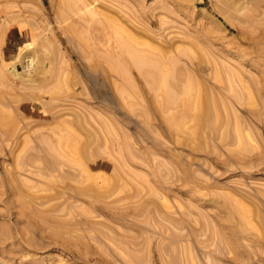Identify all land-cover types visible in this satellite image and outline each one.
<instances>
[{"label":"rangeland","instance_id":"rangeland-1","mask_svg":"<svg viewBox=\"0 0 264 264\" xmlns=\"http://www.w3.org/2000/svg\"><path fill=\"white\" fill-rule=\"evenodd\" d=\"M71 1L0 0V264H264V0ZM131 47L184 80L173 79L175 94L189 80L202 83L230 125L244 129L194 140L191 122L170 127L157 106L159 87L134 66ZM64 124L81 138L76 154L58 142ZM217 195L250 208V222L237 215L231 222ZM237 222L233 260L215 237Z\"/></svg>","mask_w":264,"mask_h":264},{"label":"bare ground","instance_id":"bare-ground-1","mask_svg":"<svg viewBox=\"0 0 264 264\" xmlns=\"http://www.w3.org/2000/svg\"><path fill=\"white\" fill-rule=\"evenodd\" d=\"M63 1H65V3L66 4H69V5H72V3H73V1H71V0H63ZM69 1H71L70 3H69ZM227 1H229V0H227ZM236 1V0H235ZM235 1H233L234 3H235ZM82 2V1H81ZM80 2V3H81ZM230 2V1H229ZM233 2H231L232 4H234ZM237 2V1H236ZM76 3V2H75ZM228 3V2H227ZM230 3V4H231ZM84 4V3H83ZM225 4V3H224ZM227 5V4H226ZM229 5V4H228ZM234 6V5H233ZM229 7L230 8H232V6H230L229 5ZM241 7V6H240ZM246 7V6H245ZM76 8V7H75ZM235 9V8H234ZM240 9V8H239ZM71 10V9H70ZM69 10V11H70ZM242 10V9H241ZM244 10H247V8L246 9H244ZM249 10V13L247 12V15H245V17L243 18V19H241L243 22H251V21H253V16H252V14L251 13H253L250 9H248ZM79 11H81V10H79ZM237 11H240V10H237ZM87 12V11H86ZM75 14H76V10H75V12H74ZM89 13V12H88ZM241 13V12H240ZM78 14V13H77ZM87 14V13H86ZM93 14H95L94 12H93ZM245 14V13H244ZM243 14V15H244ZM255 14V13H254ZM91 16L90 14H87V16ZM102 15V14H101ZM81 16V18H83L82 17V15H79L78 17H80ZM256 16V15H255ZM93 18V17H92ZM238 18V17H237ZM241 18V17H240ZM253 18V19H252ZM98 20H100V18H97ZM104 19V18H103ZM94 20V19H93ZM238 20H239V18H238ZM241 20H240V22H241ZM85 22H86V20H84ZM88 21V20H87ZM99 22V21H98ZM105 23V22H104ZM95 24V23H94ZM91 25H92V23H91ZM101 25H102V23H101ZM253 25V24H252ZM92 26H94V25H92ZM255 26V25H254ZM76 27V26H75ZM248 27V26H247ZM90 28V27H89ZM92 29V28H91ZM97 29H100L99 28V26H98V28ZM96 29V30H97ZM100 31V30H99ZM83 32H84V30H83ZM88 33V32H87ZM97 33H98V31H97ZM243 33V32H242ZM86 34V33H85ZM240 34V33H239ZM79 35V34H78ZM261 36V35H260ZM100 37V36H99ZM257 37H259V36H257ZM78 38V37H77ZM82 38V37H81ZM102 38V37H101ZM101 38H99L100 40H101ZM248 38V37H247ZM257 41H258V39H257ZM131 42V41H130ZM81 43H82V41H81ZM105 43H106V41H105ZM132 43H133V41H132ZM90 45H93V44H90ZM89 45V46H90ZM101 45H104L103 44V42H102V44ZM106 45V44H105ZM84 47V46H83ZM96 47V46H95ZM101 47V46H100ZM133 47V46H132ZM130 48V50H129V53L128 54H130L131 55V57H132V62H133V64H134V66L136 65L137 66V68H139L141 71H142V73H143V75L146 77V79L148 80V81H150L151 82V84H153V85H155V86H158L159 87V91H160V93H159V95H161V97H159V100L157 101V106L159 107V109H161V110H163L164 111V113L166 112L167 113V115H166V121H167V123L170 125V127H173L175 130H178V131H180V130H184L185 129V127H186V124L187 123H189V122H191V130H189V132H191L190 134H191V137L195 140V139H198L199 138V140H200V138H202L203 136H204V132H207V131H209L208 133H219V135L221 136V138L224 136V132H226V130H228V129H230V127H232L233 125H230V123H233V122H229L228 120H227V114L224 112H222L223 111V108H222V103H219L218 102V100L217 99H215L214 97H212L209 93H208V89L206 90L201 84V86L200 85H197V84H194V83H192V81H187V83H186V85L185 86H182L181 87V91L179 92V93H174L172 90H171V88H170V85L172 84V81H174L173 79H176V80H180V78L179 79H177V76L175 75V73L174 74H172V73H170L169 71H168V69L165 71V70H163V68L162 67H160L159 66V64H157V62H156V60L154 61L153 60V62L151 61V59L148 61V58L147 59H145V57L144 56H141V55H139V54H137L136 52H135V50H134V48ZM135 47V46H134ZM137 48V47H136ZM94 50V49H93ZM100 51V50H99ZM104 51H106V50H104ZM128 51V50H127ZM146 51V50H145ZM122 52H124V51H122ZM142 53V52H141ZM181 53H183V51L181 52ZM100 54V53H99ZM145 54H148V52L147 53H145ZM35 56V55H34ZM92 56V55H91ZM39 58H40V56H38ZM96 57V56H95ZM104 57V56H103ZM149 57H150V54H149ZM85 59H87L86 57H85ZM90 59V58H89ZM121 61V60H120ZM125 61V60H124ZM129 62V61H128ZM39 63V62H38ZM126 63V62H125ZM110 64V63H109ZM108 65V64H107ZM133 66V65H132ZM135 66V67H136ZM148 66V67H147ZM145 67H147L146 69H145ZM173 67H175V66H173ZM172 67V68H173ZM112 68H114V70H116L117 72L119 71L120 73H123L124 72V70H122V68H121V66H119V65H117V64H112ZM145 69V70H144ZM174 70H176V69H174ZM219 71V70H218ZM172 72H173V70H172ZM126 73V72H125ZM26 76H28V75H26ZM31 77H32V75H31ZM211 77H213V76H211ZM30 78V77H29ZM123 78V77H122ZM5 79V78H4ZM213 79V78H212ZM26 80V79H25ZM58 80H60V79H58ZM58 80L56 79V82H58ZM63 80V79H62ZM175 80V81H176ZM183 80V79H182ZM182 80H180V81H182ZM187 80V79H186ZM29 81V80H28ZM174 81V84L176 83ZM184 81V80H183ZM228 81V80H227ZM231 81V80H230ZM6 82V81H5ZM30 82H31V80H30ZM45 82V81H44ZM241 82V81H240ZM43 83V82H42ZM42 83L40 84L41 86H43V85H45V83H43V85H42ZM60 83V82H59ZM183 83V82H182ZM4 84V83H3ZM39 84V83H38ZM61 84H63V81H61ZM228 84V83H227ZM226 84V85H227ZM232 84V83H231ZM40 85H39V87H40ZM178 84L176 83V86H177ZM244 85V84H243ZM57 85H55L54 87H56ZM241 86V85H240ZM239 86V87H240ZM35 87H37V86H35ZM54 87H52V88H54ZM154 87V86H153ZM207 87V86H206ZM47 89H49L48 88V86L46 87ZM52 88H51V91H52ZM156 88V87H155ZM42 89H43V87H42ZM61 89V88H60ZM212 89V88H211ZM250 89V88H249ZM50 90V89H49ZM55 90V89H54ZM229 90V89H228ZM41 91H43V90H41ZM48 91V90H47ZM47 91H46V93H47ZM121 91V90H120ZM138 91V90H137ZM226 91H227V89H226ZM124 92V93H123ZM122 93L125 95V91H123ZM228 92V91H227ZM236 92V91H235ZM241 92V91H240ZM44 93H45V91H44ZM57 93V92H56ZM53 94H55V93H53ZM135 94V93H134ZM217 94V93H216ZM216 94H215V96H216ZM220 94V93H219ZM243 94H244V92H243ZM261 94V93H260ZM35 95V94H34ZM249 95V94H248ZM254 95V94H253ZM218 96V95H217ZM251 96V95H250ZM33 97V96H32ZM31 97V98H32ZM252 97V96H251ZM73 98V97H72ZM127 99V98H126ZM128 99H130L129 97H128ZM127 99V100H128ZM141 99V98H140ZM248 99H250V98H248ZM256 99V98H255ZM33 100H35V99H33ZM223 100H224V98H223ZM39 101V100H38ZM37 101V102H38ZM51 101V100H50ZM74 101V100H73ZM44 102H46L47 104H48V102L47 101H43V103L42 104H44ZM40 103V102H39ZM45 103V104H46ZM54 103V102H53ZM132 103V102H131ZM41 104V103H40ZM46 104V105H47ZM49 104H52L51 102H49ZM56 104V103H55ZM54 105V104H53ZM128 105V104H127ZM45 106V105H44ZM44 106H43V108H44ZM49 106V105H48ZM76 106V105H75ZM135 106V105H134ZM133 106V107H134ZM58 107V106H57ZM74 107V106H73ZM78 107V106H77ZM137 107V106H136ZM224 107V106H223ZM48 109H50V107H47ZM139 108V107H138ZM76 109V108H75ZM79 109V108H78ZM80 109H82V108H80ZM79 109V110H80ZM1 110V109H0ZM47 110V109H46ZM52 110V109H51ZM54 110V109H53ZM60 110V109H59ZM63 110H67V109H63ZM68 110H71V109H68ZM73 110V109H72ZM77 110V109H76ZM137 110V109H136ZM143 110V109H142ZM226 110V109H225ZM228 110V109H227ZM48 111V110H47ZM47 111H46V113H47ZM61 111V110H60ZM59 111V112H60ZM87 111V110H86ZM135 111V110H134ZM133 111V112H134ZM140 111V110H139ZM144 111H145V109H144ZM49 112V111H48ZM51 112H55V111H51ZM50 112V113H51ZM75 112V113H74ZM74 112H73V114H76L77 112L74 110ZM141 112H143V111H141ZM44 113V112H43ZM49 113V114H50ZM61 113H62V111H61ZM69 113H71V111H69ZM81 113V112H80ZM145 113V112H144ZM54 114V113H53ZM53 114H51V116L53 115ZM56 114H58V112H56ZM55 114V115H56ZM67 114V113H66ZM72 114V113H71ZM70 114V115H71ZM146 114V113H145ZM55 115H53L52 117L54 118V116ZM78 114H76L75 116H77ZM92 115V114H91ZM72 116V115H71ZM74 116V115H73ZM72 116V117H73ZM84 116V115H83ZM89 116V115H88ZM231 116V115H230ZM55 117H57V115L55 116ZM67 117V116H66ZM71 117V118H72ZM90 117V116H89ZM146 117V116H145ZM229 117V116H228ZM13 118V117H12ZM29 118V117H28ZM70 118V117H69ZM76 118V117H75ZM100 118V117H99ZM103 118V117H102ZM101 118V119H102ZM147 118V117H146ZM10 119V118H9ZM56 119V118H55ZM63 119V118H62ZM68 119V118H67ZM100 119V120H101ZM104 119V118H103ZM236 119V118H235ZM2 120H3V118H2ZM69 120V119H68ZM77 120V119H76ZM81 120H83V117L81 118ZM5 121V120H4ZM12 121H13V119H12ZM44 121V120H43ZM52 121H54V120H52ZM62 121V120H61ZM74 121V120H73ZM78 121H80V119L78 120ZM91 120H90V118H89V122H90ZM96 121H98V120H96ZM6 122V121H5ZM4 122V125H1V126H5V123ZM39 122H41V120H39ZM65 122V121H64ZM75 122V121H74ZM98 122H100V121H98ZM105 122H106V120H105ZM16 123V122H15ZM30 124H31V122H29ZM47 123H48V121H47ZM55 123V122H54ZM62 123V122H61ZM69 123V122H68ZM78 123V122H77ZM91 123V122H90ZM56 124V123H55ZM67 124V123H66ZM71 125H72V123H70ZM81 124H83V122L81 123ZM87 124H89V123H87ZM93 124V123H92ZM99 124V123H98ZM105 124V123H104ZM107 124V123H106ZM105 124V125H106ZM113 124H115V123H113ZM39 125H40V123H39ZM65 125V124H64ZM85 125V124H84ZM84 125H82L83 127H84ZM93 125H95V124H93ZM7 126V125H6ZM5 126V127H6ZM8 126H9V124H8ZM7 126V127H8ZM12 126H14V125H12ZM44 126V125H43ZM62 126V125H61ZM66 126V128H67V125H65ZM70 126V125H69ZM69 126H68V128H69ZM74 125H72V127H73ZM76 126V125H75ZM74 126V127H75ZM81 126V125H80ZM246 126V124L244 123V126L242 127L243 129H244V127ZM26 128H27V126H25ZM46 127V126H45ZM49 127V126H48ZM57 127V126H56ZM77 127V126H76ZM102 127H104V125L102 126ZM108 127H110V126H108ZM234 128L233 129H235V131L236 132H238V133H240L242 130V128L240 129V127L238 128V127H236V126H233ZM53 128V127H52ZM67 128V130H65V131H67L66 133H68L67 134V137H63L64 139L62 140L61 138H57L56 137V134H55V137L58 139V142H60V141H62V143H65V144H67V146H69L70 148H71V152H73V153H77L76 151H75V148H76V150H77V147H78V145H79V147H78V149L80 150V143H82L81 142V138H78V135H76L75 134V131H73V130H69ZM71 128V127H70ZM80 127L78 126V129H79ZM91 128V127H90ZM96 129H97V126L95 127ZM107 128V127H106ZM111 128V127H110ZM109 128V129H110ZM17 129V128H16ZM15 129V130H16ZM46 129V128H45ZM54 129V128H53ZM63 129V128H62ZM62 129H61V131H62ZM81 129V128H80ZM89 129V128H88ZM92 129L93 128H91V131H92ZM264 129V128H263ZM56 130V129H55ZM82 130V129H81ZM80 130V131H81ZM90 130V129H89ZM106 130V129H105ZM111 130V129H110ZM241 130V131H240ZM245 130H246V128H245ZM249 130V129H248ZM47 131H49V130H47ZM64 131V130H63ZM88 131V130H87ZM87 131H86V133H87ZM90 131V132H91ZM104 131V130H103ZM102 131V132H103ZM112 131V130H111ZM221 131H222V133H221ZM230 131V130H229ZM234 131V130H233ZM232 131V132H233ZM78 132V131H77ZM83 132V131H82ZM81 132V133H82ZM89 132V131H88ZM89 132V133H90ZM96 132H97V130H96ZM99 132V131H98ZM232 132H230V134H232ZM236 132H235V134L234 135H236ZM244 132V131H243ZM58 133H60V132H58ZM62 133V132H61ZM65 133V132H64ZM80 133V132H79ZM85 133V132H84ZM108 133L109 132H107V134L106 135H108ZM112 133V132H111ZM110 133V134H111ZM184 133V132H183ZM47 134V133H46ZM88 134V133H87ZM92 134V133H91ZM91 134H88V135H91ZM100 134H102L101 132H100ZM190 134H188V135H190ZM212 134V135H213ZM249 134V133H248ZM42 135V134H41ZM41 135H40V137H41ZM88 135H86V136H88ZM94 135H95V133H94ZM113 135V134H112ZM116 135H118V134H116ZM124 135H125V133H124ZM209 135V134H208ZM216 135V134H215ZM219 135H217V137L219 136ZM226 135V134H225ZM246 135V134H245ZM43 136V135H42ZM45 137H47L48 138V136H46V135H44ZM51 136V135H50ZM49 136V137H50ZM58 136V135H57ZM61 136V135H60ZM66 136V135H65ZM97 136V135H96ZM113 136H115V135H113ZM233 136V135H232ZM231 135H230V137H232ZM53 137V136H52ZM55 137H53V139L55 138ZM125 138H126V135L124 136ZM180 137V136H179ZM207 137V136H206ZM226 137V136H225ZM237 137V136H236ZM251 137H253V136H251ZM56 138H55V140H56ZM85 138V137H84ZM90 138V137H89ZM107 138V137H106ZM114 138V137H113ZM213 138V137H212ZM219 138V137H218ZM234 138V137H233ZM250 138V137H249ZM254 138V137H253ZM49 139V138H48ZM59 139H61V140H59ZM80 139V140H79ZM88 139V138H87ZM93 139H94V137H93ZM226 139V138H225ZM232 139V138H231ZM237 139V138H236ZM103 140V139H102ZM208 140V137L206 138V141ZM224 140V139H223ZM233 140V139H232ZM241 140V136H240V139H239V141ZM254 140H256V139H254ZM51 141V140H50ZM66 141V142H65ZM88 141V140H87ZM86 141V142H87ZM90 141V140H89ZM88 141V142H89ZM95 141H97V139H95ZM111 141V140H110ZM56 142H57V140H56ZM87 142V143H88ZM238 142V141H237ZM94 143V142H93ZM93 143H91V145L93 144ZM101 143V142H100ZM103 143V142H102ZM105 143V142H104ZM212 143V142H211ZM250 143V142H249ZM114 144V143H113ZM117 144V143H116ZM127 144V143H126ZM202 144V143H201ZM231 144V143H230ZM240 144V143H239ZM251 144V143H250ZM199 145V144H198ZM235 145V144H234ZM85 145H83V147H84ZM99 146V145H98ZM97 146V147H98ZM104 146H105V144H104ZM117 146H118V144H117ZM116 146V147H117ZM203 146V145H202ZM228 146H230V145H228ZM232 146H233V144H232ZM96 147V148H97ZM108 147H111V146H108ZM208 147H209V145H208ZM42 148H44V150L45 149H48V148H45V147H42ZM85 148V147H84ZM83 148V149H84ZM99 148V147H98ZM97 148V149H98ZM128 148H129V146H128ZM132 148V147H131ZM130 148V149H131ZM199 148V147H198ZM247 148V147H246ZM246 148H244V147H240V150H239V154L241 155L242 153H246L247 152V150H246ZM93 149V148H92ZM91 149V150H92ZM95 149V148H94ZM197 149V148H196ZM201 149V148H200ZM248 149V148H247ZM47 151H49V150H47ZM75 151V152H74ZM121 151V150H120ZM55 152V151H54ZM79 152V151H78ZM119 152V151H118ZM130 152H131V150H130ZM132 152H133V150H132ZM154 152V151H153ZM43 153V152H42ZM49 153H53V152H50L49 151ZM56 153L57 152H55V153H53L54 155H56ZM64 153L65 152H63V155H64ZM115 153V152H114ZM41 154V153H40ZM52 154V155H53ZM58 154H60V152H58ZM58 154H57V156H58ZM62 154V153H61ZM120 154V153H119ZM130 154H132V153H130ZM134 154H135V152H134ZM156 154V153H155ZM238 154V155H239ZM259 154V153H258ZM32 155H35V154H32ZM38 155H39V153H38ZM42 155V154H41ZM47 155L49 156L50 154H48L47 153ZM52 155H50L49 156V158H52L53 156ZM74 155V154H73ZM263 155H264V153H263ZM60 156H62V155H60ZM117 156H119V155H117ZM124 156V155H123ZM257 156V155H256ZM28 157L30 158V155H28ZM56 156H54V158H55ZM59 157V156H58ZM58 157H57V159H58ZM67 157L68 158H70V159H72L71 157H69L68 155H67ZM66 157V158H67ZM76 157V156H75ZM155 157H157V156H155ZM44 158H46V157H44ZM132 158V157H131ZM133 158H136V157H133ZM158 158V157H157ZM262 158V157H261ZM21 159V158H20ZM20 159L18 160L19 162H23L24 160H21L20 161ZM28 159V158H27ZM27 159L25 160V161H27ZM65 159V158H64ZM81 159V158H80ZM242 159H243V157H242ZM254 159V158H253ZM252 159V160H253ZM259 159V158H258ZM31 160V159H30ZM33 160V159H32ZM45 160H47L48 161V159H45ZM54 160V159H53ZM135 160V159H134ZM133 160V161H134ZM34 161H37V163H39L38 162V160H34ZM47 161H45V163L47 162ZM78 163L81 161H79V159L77 158V160H76ZM136 161V160H135ZM145 161V160H144ZM158 161V160H157ZM28 162V161H27ZM69 162V161H68ZM71 162V161H70ZM85 162V161H84ZM83 162V163H84ZM154 162V161H153ZM152 162V163H153ZM162 162V161H161ZM166 162H168V161H166ZM165 162V163H166ZM242 162H244L243 160H242ZM257 162V161H256ZM36 163V164H37ZM48 163H50V162H47L46 163V165L48 164ZM255 163V162H254ZM258 163V162H257ZM32 164H34V163H32ZM32 164H30V165H32ZM40 164V163H39ZM38 164V165H39ZM59 164V163H58ZM75 164H77V163H75ZM80 164V163H79ZM143 164V163H142ZM144 164H146V162L144 163ZM153 164H155V163H153ZM248 164V163H247ZM247 164L246 163H244L243 165H242V167L241 168H239V169H241V170H245L248 166H247ZM44 165V164H43ZM42 164H41V166H43ZM54 165V164H53ZM57 165V164H56ZM63 165V164H62ZM65 165V164H64ZM63 165V166H64ZM147 165V164H146ZM177 165H179V164H177ZM230 165V164H229ZM32 166H35V165H32ZM80 166H82V163H81V165ZM79 166V167H80ZM87 166V165H86ZM114 166V165H113ZM158 166V165H157ZM160 166V165H159ZM158 166V167H159ZM166 166V165H165ZM164 166V167H165ZM247 166V167H246ZM29 167H31V166H29ZM36 168L38 167L37 165L35 166ZM34 167V168H35ZM40 167V166H39ZM47 167H48V165H47ZM51 167V166H50ZM66 167V166H65ZM154 167H156L155 165H154ZM246 167V168H245ZM61 168H63L62 166H61ZM60 168V169H61ZM67 168H69V166L67 165ZM82 168V167H81ZM151 168V167H150ZM162 168V167H161ZM229 168V167H228ZM264 168V167H263ZM38 169V168H37ZM42 169V168H41ZM41 169H39V171H43V170H41ZM59 169V168H58ZM57 169V170H58ZM59 169V170H60ZM69 169H71V168H69ZM74 169H76V168H74L73 167V170ZM248 169V168H247ZM262 169V168H261ZM48 170V169H47ZM53 170H56V169H54L53 168ZM77 170V169H76ZM121 170V169H120ZM243 170V171H244ZM44 171H46V170H44ZM78 171H80L79 169H78ZM84 171V170H83ZM82 171V172H83ZM128 171V170H127ZM247 171V170H246ZM37 172H38V170H37ZM51 172V171H50ZM53 172V171H52ZM51 172V173H52ZM112 172V171H111ZM130 172V171H129ZM134 172V171H133ZM249 172H251V171H249ZM135 173V172H134ZM41 174H43L42 172H41ZM40 174V175H41ZM120 174V173H119ZM44 175H45V173H44ZM48 175V174H47ZM47 175H45V176H47ZM64 175V174H63ZM63 175H61V176H63ZM66 175V174H65ZM64 175V176H65ZM84 175V174H83ZM83 175H82V177H83ZM111 175V174H110ZM120 175H122V174H120ZM119 175V176H120ZM125 175L127 176V174L125 173ZM129 175V174H128ZM133 175V174H132ZM145 175V174H144ZM250 175V174H249ZM252 175V174H251ZM49 176V175H48ZM63 176V177H64ZM75 176V175H74ZM98 176V175H97ZM149 176V175H148ZM147 176V177H148ZM151 176V175H150ZM70 177V176H69ZM101 177V176H100ZM100 177H98V178H100ZM111 177V176H110ZM129 177V176H128ZM132 177V176H131ZM130 177V178H131ZM135 177V176H134ZM137 178H138V176H136ZM60 178V177H59ZM66 178H68V176L66 177ZM66 178H64V179H66ZM76 178V177H75ZM78 178V177H77ZM87 178V177H86ZM93 178V177H92ZM124 178V177H123ZM130 178H128L129 180H131ZM91 179V178H90ZM97 179V178H96ZM95 179V180H96ZM102 179V178H101ZM113 179V178H112ZM133 179H136V178H133ZM132 179V180H133ZM61 180V179H60ZM76 180V179H75ZM116 180V179H115ZM82 181H84V180H82ZM93 181H94V179H93ZM117 181V180H116ZM124 181V180H123ZM145 180H143V182H144ZM51 182V181H50ZM76 182H77V180H76ZM81 182V181H80ZM96 182V181H95ZM113 182H115V181H113ZM125 183H126V180L124 181ZM131 182V181H130ZM136 182H137V179H136ZM102 183V182H101ZM108 183H110V182H108ZM127 183H129V181H127ZM142 183V182H141ZM91 184V183H90ZM148 184V183H147ZM101 185V184H100ZM105 185V184H104ZM140 185V184H139ZM146 185V184H145ZM149 185V184H148ZM238 185V184H237ZM48 186V185H47ZM101 186H103V185H101ZM100 186V187H101ZM68 186H66V188H67ZM97 187V186H96ZM104 187V186H103ZM115 187H117V186H115ZM114 187V188H115ZM142 187H145L146 188V186H143L142 185ZM239 187V186H238ZM49 188V187H48ZM88 188H89V186H88ZM99 188V187H98ZM102 188V187H101ZM112 188H113V185H112ZM111 188V189H112ZM148 188H150V187H148ZM148 188H146V189H148ZM152 188V187H151ZM231 188V187H230ZM232 188H234V187H232ZM240 188V187H239ZM74 189H75V187H74ZM86 189V188H85ZM103 189V188H102ZM116 189V188H115ZM236 189V188H235ZM20 190V189H19ZM66 190H68V189H66ZM77 190V189H76ZM100 190V189H99ZM106 190H107V188H106ZM105 190V192L104 193H106L107 191ZM117 190V189H116ZM238 190H240V189H238ZM247 191V189H244V191ZM79 191V190H78ZM89 190H87L86 192H88ZM108 191H110V188H109V190ZM149 191V190H148ZM147 191V192H148ZM17 192V191H16ZM19 192H21L20 193V195H22L23 196V192H22V190L21 191H19ZM61 192V191H60ZM77 192V191H76ZM84 192H85V190H84ZM83 192V193H84ZM99 192V191H98ZM18 193V192H17ZM79 193H81V192H79ZM102 193H103V191H102ZM102 193H99V194H102ZM109 193V192H108ZM107 193V194H108ZM154 193V190L152 191V194ZM155 193H157L156 191H155ZM154 193V194H155ZM248 193H250V191L248 192ZM97 194V193H96ZM95 194V195H96ZM106 194V195H107ZM110 194H111V192H110ZM110 194L107 196V198L108 197H111L110 196ZM151 194V193H150ZM219 194V193H218ZM253 194V193H252ZM57 195V194H56ZM94 195V194H93ZM103 195V194H102ZM216 195V194H215ZM19 196V195H18ZM96 196H98V195H96ZM100 196V195H99ZM218 196V195H217ZM219 196L221 197V198H219ZM218 196V200H217V204L218 205H220L221 207H224V209H225V212H226V214H227V218L229 219V220H231V222L232 221H235V220H233V218L237 215L238 216V219H239V217H240V221H242L243 222V224H244V222L245 223H249L250 222V220H251V215H249L250 214V212L252 211H250V208H248L247 206H245L241 201H239L238 199H234V198H232V197H229L230 198V200H228V197H226V199H227V201H226V199L224 200L222 197H224L223 195H219ZM103 197V196H102ZM104 197H106L105 195H104ZM101 199V198H100ZM106 199V198H105ZM104 199V200H105ZM216 199H217V197H216ZM98 200V199H97ZM102 200H103V198H102ZM225 202V203H223V201ZM100 201V200H99ZM244 201V200H243ZM226 202H227V204H226ZM229 202V203H228ZM246 202V201H245ZM247 202H249V201H247ZM251 203H253V202H251ZM95 206V205H94ZM252 206V205H251ZM254 206V205H253ZM217 207V206H216ZM218 210V209H217ZM221 210V209H220ZM222 211V210H221ZM224 211V210H223ZM254 211V210H253ZM219 212V211H218ZM219 215V214H218ZM223 215V214H222ZM253 216V215H252ZM218 218H220V217H218ZM256 218V217H255ZM225 219V218H224ZM258 220V219H257ZM263 221V220H262ZM224 222V221H223ZM227 222V221H226ZM242 222H240V224L237 222V224H234L233 226H230V228H229V230L228 231H225V229L223 230L221 227V229L219 228V229H217V232H216V241L221 245V244H223L225 247H226V253L228 254V253H230V256L232 257L233 256V253L235 254V249H236V243L234 242V239H230L229 237H232L234 234H235V232L237 233H239V229L237 230L236 228H238V225H243L242 224ZM254 222V221H253ZM256 222V221H255ZM254 222V223H255ZM254 223H252L253 225H254ZM251 224V223H250ZM259 224H260V219H259ZM222 225V224H221ZM247 225V224H246ZM210 226V225H209ZM214 227V226H213ZM212 227V228H213ZM244 227H245V225H244ZM243 226L241 227V228H244ZM256 227V226H255ZM203 228V227H202ZM205 228H207V226H205L204 227V230H206ZM212 228H211V230H212ZM246 228V227H245ZM250 228V227H249ZM210 229V228H209ZM208 228H207V230H209ZM215 229V228H214ZM256 229H257V227H256ZM259 229V228H258ZM242 230V229H241ZM249 230H247L246 231V234H247V232H248ZM250 231H251V229H250ZM202 232H203V229H202ZM242 232H243V230H242ZM208 233V232H207ZM251 233V232H250ZM215 234V233H214ZM243 234H245V231H244V233ZM245 234V235H246ZM256 234H257V232H256ZM259 234H260V232H259ZM262 234H263V232H262ZM261 234V235H262ZM213 234L211 233L210 234V236L211 237H213L212 236ZM248 235V234H247ZM254 235V234H253ZM260 235V236H261ZM204 236H205V234H204ZM207 236H208V234H207ZM210 236H208V237H210ZM259 236V235H258ZM235 237V236H234ZM255 237V236H254ZM246 238V237H245ZM257 238V237H256ZM206 239V238H205ZM208 239V238H207ZM209 239H211V238H209ZM218 239V240H217ZM241 239V238H240ZM243 239V238H242ZM213 240V239H212ZM245 240V239H244ZM244 240H242V241H244ZM172 241V240H171ZM201 241V240H200ZM208 242V241H207ZM213 242V245L214 244H217V243H214V241H212ZM250 242H251V239H250ZM200 243V242H199ZM202 243H203V240H202ZM211 243V242H210ZM201 244V243H200ZM209 244V243H208ZM212 244V243H211ZM219 244H218V246H219ZM245 244V243H244ZM250 244H252V243H250ZM205 247H206V245H204ZM208 246V245H207ZM240 246V245H239ZM247 246V245H246ZM245 246V247H246ZM203 247V244H202V246H201V248ZM210 247V250H212L211 249V247H212V245L210 246H208L207 247V249H206V251L208 250V248ZM214 247H217V245L215 246L214 245ZM221 248H223V246H220ZM217 249L219 250V251H217ZM217 249H213V250H216L218 253H221L220 252V249L217 247ZM223 249H225V248H223ZM228 249V250H227ZM249 249H250V247H249ZM202 250V249H201ZM200 250V251H201ZM203 250H204V247H203ZM246 250V249H245ZM222 251V250H221ZM229 251V252H228ZM248 251V250H247ZM205 252V251H204ZM204 252H202L201 251V255H202V253L204 254ZM207 253V252H206ZM212 253V252H211ZM224 254V256L225 255H227V254H225V252H223ZM243 253V252H242ZM232 254V255H231ZM239 254H240V251H239ZM244 254V253H243ZM253 254V253H252ZM204 255H206V254H204ZM215 255H217L216 253H215ZM222 255V254H221ZM222 255V256H223ZM236 255H237V252H236ZM236 255H235V257H236ZM228 256V255H227ZM251 256V255H250ZM131 257H133V256H131ZM171 257V256H170ZM202 257L204 258L205 256H203L202 255ZM246 257V256H245ZM252 257H253V255H252ZM255 257V256H254ZM225 258H228V257H226L225 256ZM233 258H234V256H233ZM232 258V259H233ZM242 258V257H241ZM251 258V257H250ZM132 259H134V257L132 258ZM131 259V260H132ZM139 259V258H138ZM206 259V258H205ZM213 259V258H212ZM240 258H238V260H239ZM137 260V259H136ZM207 260H210L209 258H207L205 261H207ZM213 260H215V259H213ZM213 260L211 261V263H214L213 262ZM233 260H236V258H234ZM232 260V261H233ZM242 260V259H241ZM244 260V259H243ZM252 260V259H251ZM258 260V259H257ZM135 261V260H134ZM142 261V260H141ZM204 261V260H203ZM222 260H220V262H221ZM228 261V260H227ZM247 261H248V259H247ZM246 261V262H247ZM254 261V260H253ZM207 262H209L210 263V261H207ZM217 262H218V260H217ZM230 262V261H229ZM229 262H226L227 264H229ZM242 262V261H241ZM243 262H245V260L243 261ZM255 262H257V261H255ZM259 262H261V261H259ZM206 263V262H205ZM209 263H207V264H209ZM223 263V262H222ZM216 264V263H215ZM218 264H220V263H218ZM231 264H232V262H231Z\"/></svg>","mask_w":264,"mask_h":264}]
</instances>
